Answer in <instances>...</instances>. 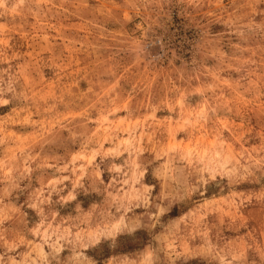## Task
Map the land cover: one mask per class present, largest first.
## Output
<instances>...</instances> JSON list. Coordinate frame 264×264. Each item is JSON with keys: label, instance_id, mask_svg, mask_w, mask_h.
<instances>
[{"label": "rangeland", "instance_id": "374dc122", "mask_svg": "<svg viewBox=\"0 0 264 264\" xmlns=\"http://www.w3.org/2000/svg\"><path fill=\"white\" fill-rule=\"evenodd\" d=\"M0 264H264V0H0Z\"/></svg>", "mask_w": 264, "mask_h": 264}]
</instances>
